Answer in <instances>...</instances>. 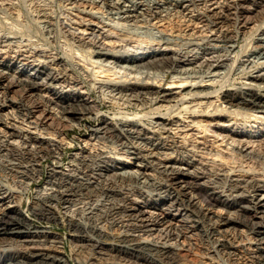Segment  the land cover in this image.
Instances as JSON below:
<instances>
[{
	"label": "bare ground",
	"instance_id": "1",
	"mask_svg": "<svg viewBox=\"0 0 264 264\" xmlns=\"http://www.w3.org/2000/svg\"><path fill=\"white\" fill-rule=\"evenodd\" d=\"M3 1L0 0V4ZM58 2L61 8L58 15L43 13L39 16L42 22L49 24L56 19L60 25L69 28L68 36H72L74 42L90 45L94 49L92 52L89 49L90 52L100 57L99 61L96 60L97 66L102 69L108 66L102 73L111 71L110 63L115 61L109 58L122 62L117 66L124 71L118 80L98 79L95 76L91 77L90 82L81 79L77 70L72 91L69 92L57 85L64 77L61 70L68 61L69 55L66 53L47 56L44 50H38V57L49 59L46 58L42 65L30 64L25 57L20 59V55L16 61H0V148L12 150L11 147L21 146L23 151H20L24 153L18 163L10 162L11 166L8 165L12 182L0 177V264H224L213 262V255L220 252L229 255L238 253L239 247L227 238L230 231L238 235L240 228H245L254 239L252 254L249 255L251 263L264 264V198L256 196L264 190V181L252 177L237 179L227 172H216L214 175L212 171L209 174L215 178L206 181L207 168H199L190 161L186 164L188 168L175 163L161 166L159 173L162 178L157 179L146 173L153 166V160L147 156L149 153L142 155L139 149L143 148L134 144L144 141L151 143L159 153V150L176 152L185 146L184 142L173 138V125L179 121L185 122L189 117L199 116L227 120L228 116L239 112L264 116L263 88L238 82L224 89L226 82L219 81L227 74L230 67L227 60L232 54L237 58L242 55L241 52L244 53L246 59L242 63L247 72L264 64V0ZM100 11L108 18L116 19L115 25L101 19L104 16H98ZM97 21L113 25L110 29L112 33L98 26ZM241 34L244 42H248V45L244 44L247 45L245 50L242 45L239 46ZM145 37L157 43L149 41L141 47L132 44V39ZM203 37V43L198 44L197 39ZM15 42L18 40L14 35L0 36V43L10 45ZM197 44L198 49L192 47ZM157 45H164L165 48L157 49ZM167 48L177 57L169 62L164 61V64L173 65L165 77L172 76V83L179 90L165 88L160 78L151 81L150 72L145 70L151 67L140 63L165 54ZM76 51L72 50L74 53ZM21 61L24 62L23 68L17 65ZM52 62L60 66V71L52 67ZM12 68L18 74L11 72ZM25 71L28 73L25 74ZM250 76L264 79V75L260 74ZM218 82L225 85L216 89ZM80 84L92 97L97 93L95 100L99 103L93 105L87 101L77 90ZM42 85H47L54 96L46 98L41 94L39 87ZM210 94H216L217 101L208 100L206 110H200L193 103L198 97ZM185 99H189V103L179 107V102ZM113 100L124 101L122 104L126 108H139L147 102H162L154 112L169 116H158L156 120L149 117L147 121L143 119L144 114L127 116L124 113L110 121L100 112L109 107ZM107 102H111L110 105ZM163 106L170 108L165 110ZM5 107L11 110L2 113ZM176 111L175 120L172 114ZM90 115L93 117L89 120L88 135L81 141L79 152L72 155L71 168L66 171L59 169L55 164L64 160L65 149L74 147L77 140L82 139L81 135L71 138L69 131L75 129L76 124H84ZM96 121L98 124L92 123ZM185 126L188 124L184 123ZM262 131L264 124L254 131L241 130L233 134L245 136L250 133L255 137ZM113 144L128 154H135L132 148L136 146L138 152L132 157L134 160L130 161L109 149ZM243 147L233 146L231 150L249 158L260 156ZM30 156H34L33 160L53 159L47 185L38 189L35 205L31 208L42 219L68 222L75 232L71 235V257L67 255L63 237L39 227L27 217L21 207L24 192L12 186L13 182L22 181L16 180V177H23V182L26 181L25 175L35 164ZM126 179L140 185L127 186L124 184ZM144 187L155 188L159 193L153 192L155 196ZM136 197L145 199L140 201ZM218 206L232 214L217 211L215 208ZM199 238L212 246L202 251L204 254L200 259L193 260L190 256L197 249L194 240Z\"/></svg>",
	"mask_w": 264,
	"mask_h": 264
},
{
	"label": "rangeland",
	"instance_id": "2",
	"mask_svg": "<svg viewBox=\"0 0 264 264\" xmlns=\"http://www.w3.org/2000/svg\"><path fill=\"white\" fill-rule=\"evenodd\" d=\"M52 1H54V2H52ZM58 1H60V0H56V1L55 0H26V1L25 0H23V1H20V0H6L5 1L4 0L3 1L4 3L0 4V21H2V22H0L2 25V26L0 25V36H2V35L3 36L14 35L17 37V40H18V42H15L14 44H10V45H8L6 43L5 44L0 43V61H2V62L3 61L5 62L7 60L16 61V59L20 55V59L25 57L26 61L30 64L32 63L33 65H36V64L42 65L43 62H45V60H47L48 58L47 57H38V55H37L38 50L39 51L44 50V53L46 55L48 54L47 56H52V55L53 56H61L63 53H66L67 55H69L68 61L65 64L66 66L64 65V70H61V71H63L61 76H64V77L62 78L61 81H59L60 83L57 85H61L60 89H64L65 91H69V92L72 91V82L76 79V71L77 70L79 71V73L81 75V79L87 80L90 82H91L92 78H95V76L98 79H101V78L112 79V80L120 79L119 77L123 75L124 70L121 69L120 66H117V65L118 64L121 65L122 62H120V61L117 62L116 59L109 58L110 61H115L114 62L115 64L110 63L111 66H109V67H111V68H109V69L111 71L102 73V71L104 69H107L108 66L103 67V69H102V67L100 68L99 66H97L99 64L96 62V60L99 61L100 57L94 53L93 54L91 53L94 49L91 48L90 45H87L86 43H85L86 45L85 44L83 45V42H76V41L74 42V40L71 38L72 36H68V32H69L68 29L69 28L65 27L64 25H60L58 22H56V19H53L52 21H50L51 23H49V24H45L44 22H42V20H41V18H39V16L43 13H47V14H49L51 16L53 15L55 17L58 15V13L60 12V9H61L60 7H58L60 5L59 4L60 2H58ZM28 10H30V11H28ZM101 11L98 13L99 14L98 16L103 15L104 17L101 19L106 21V23H110V24L112 23L113 25H115L117 20L116 19L112 20V19L108 18L106 14H101ZM262 15L264 17V14H262ZM7 19H8V21H7ZM36 19H38V20H36ZM85 21L87 23H91V21H89V20H85ZM106 23H100L99 21L96 22V24H98V26L102 27L106 32L112 33V30H110V29H111V26H113V25H111V26L108 24L106 25ZM12 31H14L15 33H13ZM60 34H61V36H60ZM204 37L201 38V40L197 39L196 42H198V44H202L203 43L202 41H204ZM140 40L132 39V44L135 45L136 47H141V46H145L146 44H148L146 42H149V41L154 43V44L157 43L156 41H154L150 37H145V38L140 39ZM180 40H178V41H180ZM211 42L214 43L215 41H211ZM72 43H73V45H72ZM244 44L248 45V42L247 41L244 42L243 35L241 34V38L239 40V46L242 45L241 47H243V50H245V48L247 46ZM197 45H193L192 47H195L196 49H198L199 45L198 46ZM168 46H171V45H168ZM158 48L164 49L165 46L164 45H160V46L157 45V49ZM75 49L78 52L77 51L75 53L72 52V50L74 51ZM82 49H84V50H82ZM89 49L90 50L92 49L91 52ZM169 49L170 48H167V50H165V54H163V55H158L156 57L148 58L147 60H144L140 63L145 64V65L149 64L148 67L152 68V69L151 68L145 69V70H148L150 72L151 81H156L157 79L158 80L163 79L161 82L165 88L179 90V87H176L177 85L172 83V81H173L172 76H170L168 78L165 77L167 74V70L169 69V67H171L169 69V71H171V69H173L172 68L173 65L171 63L170 64L169 63L164 64L165 63L164 61H166V60L171 61L172 60L171 58L177 57V55L173 51H170ZM85 51H87L88 53ZM70 52H72V54ZM89 53H91V55ZM241 54L242 55L241 56L239 55V57H237V58L234 56V54H232V56L229 58V60H227L230 67L227 70V74H225V76L223 78H220V80H219L222 82L223 81L226 82V85H225V83L218 82L219 84L217 83L216 89H220L222 87V85H225L224 89H226L227 87L232 86L233 83L236 84L238 82L252 83L254 86H257V87L264 89V79H260V78L256 79V78L250 76L251 74L264 75V64H260L256 68H254L252 71L247 72L248 70L244 68V65L242 63L246 59V57L244 56V53L241 52ZM78 55H80V56H78ZM86 57H87V59H86ZM88 57L89 58L91 57V59H89ZM92 60L94 62H96V64H92V63H94ZM234 60H236V61H234ZM27 62H25V63L27 64ZM155 62H157L158 64L154 65ZM235 62H237V63H235ZM234 63L236 64L235 66H233ZM19 64L22 68L24 67V65H22V64H24L23 61L17 63V65H19ZM56 65H57L56 63L52 62V67H56V69L59 70L60 66L59 65L56 66ZM241 66H243V68H241ZM178 67L179 66H177V68ZM231 68H232V71H231ZM26 69H28V68H26ZM26 69H24V70H26ZM93 69L95 72L93 71ZM229 69L231 72H229ZM13 70H14V68H12L11 72H13L14 74H18L17 70H15V71H13ZM88 70H91L94 73H91V71H89V73H88L87 72ZM241 70H243V71H241ZM27 73L28 72L25 71V74H27ZM172 73H175V72H172ZM91 74H93L94 77ZM133 75H136V74H133ZM222 79H224V80H222ZM69 82H71V83H69ZM159 83L160 82H158V84ZM208 83H211V81H208ZM220 84H221V86H220ZM39 90H40L39 92L41 94H43L46 98L54 96L53 92L50 89H47V85L40 86ZM77 90H79L81 92V94L91 104L95 105V104L99 103L98 100H95L96 96L98 94L96 93V95H94V97H92L91 94H89V91L85 87H82V84L79 85ZM216 94H210L208 96L207 95L206 96H200L193 103L198 105L199 106L198 108L200 110H204V109L206 110L207 109L206 107L208 105L207 104L208 100L209 101H211V100L217 101V99L215 98ZM192 99H194V97ZM122 102L124 103V101H122V100H113L112 103L107 102V105H110V103H111V105L113 107L110 105L109 107H106L105 109L101 110L100 115L109 117L110 121H114L115 120L114 118L116 116L122 115L124 113H125L124 115H127V116H133V115L134 116H140V115L144 114V115H142V116H144L143 119H145L147 121H148L149 117H151V119L156 120L155 118L158 116L165 117V118H167L169 116V115H165L163 113H157V112L155 113L154 112L155 107L161 105L162 102H159V103L147 102V104L145 103L146 105H143V106L141 105L140 106L141 108L140 107L138 108L135 106V107H131V108L129 107L130 109L126 108V106L124 104H122ZM188 103H189V99H185L183 101H180L179 107H182L183 105H186ZM167 104L168 103H163V105H167ZM172 104H175V103H172ZM167 107L170 108V106H163L162 109L166 110V109H168ZM9 110H11L9 107H5L3 110H1V112L5 113V112H8ZM137 111H139V112H137ZM163 112H166V111H163ZM145 114H147L148 117ZM176 114H177V111L173 112V114H172V118L175 117V120L177 119ZM178 116H181V115H178ZM92 117H93V115H90V117L86 119L84 124L83 123L81 125L76 124L75 129H71L69 131V136L71 138L72 137H78L81 135L82 139L77 140V143L75 144L74 147L65 149V153L63 155L64 160L62 162H59L58 164H55V165L59 166L58 167L59 169H63L66 171L67 169L69 170L71 168L69 165L71 164V161H72V155L76 152H79V148L83 142L82 140L84 139V136L88 135L87 129L90 126L89 120ZM263 117L264 116L262 114H259V113H247L246 114V112H242V113L239 112L238 114L234 113L231 116H228L227 120H225L226 118L214 119L212 117L199 116V117H195V118L189 117V118L185 119L186 120L185 122L179 121L178 123L173 125V130H174V134H175V136L173 138L175 140H179L181 142H184V144H185L184 148L185 149L182 148L181 150H176V152L170 151V150H159L160 151V153H159V152H157V150L153 149L151 143L150 144L145 143L144 141H139V142L137 141L134 144L137 147L139 146L138 148H143V149L145 148L144 150L139 149V151H142L141 152L142 155H143V153H145V155H147L149 153L147 155L150 157L149 160L151 159V160H153V162H155V163L151 162V164H153V166H152V168L147 169L146 173L152 175L154 178L158 177L157 179L162 178L161 174L159 173V169L162 168L161 166L166 165V164L170 165V164L175 163L174 165L188 168L186 164L190 161L189 163H195L199 168H201V167L207 168L208 174H207V178H205V180L206 179L207 180L212 179V178L214 179L215 178L214 175H216L214 173H216V172H219V173L220 172L221 173L227 172V174L234 175V178H237V179L238 178L243 179V178H247V177H252V178L264 181V131L256 134L255 137H254V134H250V133L248 134L247 132H245V133H247V134H245V136H242L241 134H239V135L233 134L235 132L240 133L241 130H246V131L252 130V131H254L256 128H258L259 125L261 126L264 124ZM194 121H196V122H194ZM92 123L98 124V121H96L95 123L94 122H92ZM184 123H185V125L188 124V126L183 127ZM200 124H201V126L199 127ZM178 126H179V128H178ZM206 129H208V130H206ZM247 135H249V136H247ZM232 138L237 139V140L233 141ZM171 139L172 138H170V140ZM239 139L240 140L242 139L241 142ZM136 146L134 147L135 149L132 148V151L134 150L135 154L134 153L128 154L126 151L120 149V147L117 146V144H116V146H115V144L110 145L109 149L113 150V152L114 151L119 152L120 156L126 157L128 160L133 161L134 159L132 157H134L136 155V153L138 152V149H136L137 148ZM233 146H236V147L239 146L240 148L244 146L243 149L250 151V152H257L258 154H260V156H255V157L249 158V156H244L243 154H240L239 152L231 150V148ZM11 148H12V150H6V149L2 150L0 148V177L7 179L10 182H12L11 180L13 179V176L11 175V173H9V169H8V167L11 166L10 162H12V163L17 162L18 163L20 161L19 158L21 159V157L24 155V153L20 151V150L23 151L21 146L20 147H11ZM9 151H11V152H9ZM161 151H163V152H161ZM16 153H17V155H16ZM141 153H139L140 156H141ZM127 155H129V156H127ZM15 158H18V160ZM30 158H32V160H33L34 156H30ZM33 161H31V162L35 163L36 165L33 164L32 166H30V171H28L27 176L25 175V178H24V180L30 182V185L26 181L23 182V177H16V180L22 179V181L13 182L12 186L14 185L13 186L14 188H16L17 190L20 189L21 191L23 190V192H24L23 204L21 207H22V210L27 215V217L30 218L39 227L41 226L43 228H46L47 230L55 233L57 236L63 237L65 244H66V247L68 249L67 255L71 257L72 256V254L70 252V246L72 244L71 235H72V232H74V231L68 225V222H66V220H65V222L60 221V220H59V222L58 221L56 222V221H51V220L50 221L45 220V219L40 218L37 214H34V212H32L31 206L35 205L34 202L36 201V195H37L36 192L38 191L39 188L45 187V185H47V178L49 175V170H50V168H52V165H54L52 158H47V159H43V160H33ZM26 164H27V162H26ZM22 165H24V164H22ZM26 169H29V167ZM34 170H35V172H34ZM38 170H39V172H38ZM41 171H43V172H41ZM31 172H32V174H31ZM210 172H211V174L212 173L214 174V175H212V177H211V174H209ZM209 175L211 178L209 177ZM6 176H8V177H6ZM205 180H203V181H205ZM124 184H126L127 186H131V187H134V186L136 187V185L137 186L140 185L139 183L133 181L132 179H126ZM141 186H143V185H141ZM22 187H24L25 189L27 188L26 191ZM144 189L147 191L149 190L148 192H152L153 195L159 193L157 190H155V188L151 189L149 187H144ZM258 195H259V197L264 198V190L259 192V194H257L256 196H258ZM136 199L140 200V201L141 200L144 201L145 198L143 199L141 197H136ZM161 206H164V205L161 204ZM215 209L217 211L224 213V214H226L228 212L226 209H222V207H219V206L216 207ZM227 214L231 215L232 212H229ZM213 221H216V219H214ZM240 230H241V232H239L238 235H236L234 232L232 233V231H230L229 232L230 236L228 235V238H227V240L230 243L232 242V244L234 243V245L238 246L240 251L238 249L237 252L238 251L239 252L234 254V255L233 254L229 255V254H226L224 252H220L219 254L213 253L214 254L213 255L214 261L213 262H220V263H224V264L225 263L226 264L227 263L228 264H238V263L239 264H253L250 261L249 255L252 254L254 239L252 238L251 235H249L246 232L245 228H240ZM194 241H195V244L197 245V246L196 245L195 246L198 250L196 249L195 250L196 252L194 251L195 254L191 255L192 257L190 256V258L191 259L193 258V260H195V259L197 260V258L200 259L202 257V255L204 254L203 252L207 251L206 249L210 248V246H212V245L208 241L206 242V240H202V238H199V240L195 239ZM246 249L248 250L247 252H246ZM215 256H216V258H215Z\"/></svg>",
	"mask_w": 264,
	"mask_h": 264
}]
</instances>
